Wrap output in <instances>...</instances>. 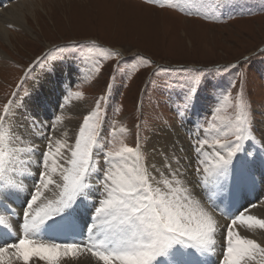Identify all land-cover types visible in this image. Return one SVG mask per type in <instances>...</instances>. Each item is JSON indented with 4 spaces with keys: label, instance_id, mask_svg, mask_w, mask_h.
Listing matches in <instances>:
<instances>
[{
    "label": "rangeland",
    "instance_id": "obj_1",
    "mask_svg": "<svg viewBox=\"0 0 264 264\" xmlns=\"http://www.w3.org/2000/svg\"><path fill=\"white\" fill-rule=\"evenodd\" d=\"M5 2L0 0V6L5 8ZM156 2L165 6L157 7L147 0H41L31 14L38 17L37 24L28 21L34 35L10 26L8 44L13 46L0 45V54L5 57L0 58V113L5 104L14 99V94V114L21 117L15 125L17 129L26 125L34 111H44L48 103H42L41 98L32 94L38 82L36 72L43 69L49 72L50 69H45L58 62L66 76L61 98L68 102H84L87 109L78 118L80 126L100 101L102 149L106 145L109 150L112 145L118 149L121 141L134 149L139 144L147 162L146 147L151 135L160 136L164 126L178 124L181 127L182 119L187 117V125H193V131L190 128L186 131L191 144L198 139L200 133L197 132H202L199 140L208 141L214 144L212 149L223 152L225 149H216L214 142L226 147L235 142L236 133L231 126L237 115L235 97L241 95L251 139H246L248 143L242 144L239 151L245 154V160L247 154L252 156L254 147L260 148L257 144L261 128H264V0H216L215 4L213 0H183L182 4H177V0ZM60 48L65 52L56 51ZM113 54L116 59L111 58ZM73 56L75 71L70 74L67 60H73ZM97 66L99 73L94 70ZM189 76L194 80L191 84L187 81ZM59 78L62 80V75ZM42 86L39 82L38 87ZM190 87L195 88L191 108L178 118L177 112L183 108L181 100ZM75 91L81 92L82 101L71 99L69 93ZM225 96L228 103H224ZM64 119L75 118L66 113ZM121 127L125 133L119 132ZM224 132L229 135L224 136ZM47 142H41L36 159ZM209 149L205 146L203 151L207 153ZM100 154L102 152L95 155L98 162L102 160ZM236 159L237 156L233 157V162H237ZM194 160V169L203 163L202 158ZM97 166L103 168L102 163ZM99 175L102 171L93 180ZM19 179L27 184L25 191L17 195L23 197L30 193V176ZM233 182L224 183L225 191L230 193ZM246 192L249 193L245 189L243 196ZM239 196L240 200H247ZM81 203L63 218L65 224L69 223L66 226L70 233L72 221L79 230V235L72 239L75 244L83 242V230L86 241L90 242L86 229L91 224L86 227V222L75 219L77 215L78 219L88 215L89 210L81 215ZM25 205L17 204L23 211ZM15 213L12 212V216L18 221L20 236L12 237L9 228L0 225V232L5 236L0 243L5 247L23 236L22 219ZM66 241L67 237L62 236L58 242L46 227L39 232L38 242L64 245ZM184 255L185 251L179 258ZM191 261L196 263L197 260L192 257Z\"/></svg>",
    "mask_w": 264,
    "mask_h": 264
},
{
    "label": "snow or ice",
    "instance_id": "obj_2",
    "mask_svg": "<svg viewBox=\"0 0 264 264\" xmlns=\"http://www.w3.org/2000/svg\"><path fill=\"white\" fill-rule=\"evenodd\" d=\"M147 2L161 8L165 6L157 4L156 0ZM182 3L183 0H177V4ZM167 6L172 7L171 4ZM56 51L64 53L65 49ZM111 58L116 59V56L113 54ZM94 70L99 73L100 67ZM69 95L75 101L84 99L80 91ZM194 96V87L184 93L181 100L183 108L177 112L178 118L187 114ZM15 99L14 94V99L9 100L0 113V199L18 194L21 187L18 177L34 174L36 183L22 215L23 236L16 243L0 248V257L11 248L20 264H30L33 259L45 264H59L61 260L77 261L88 255L97 264H160L161 258H167L170 264H182L179 257L184 251L195 250L202 255H211L215 251L217 234L221 229L205 193L209 188L222 187L242 141L251 139L246 127V105L241 95L235 97L237 115L235 124L231 126L235 129V142H230L227 147L214 142L216 149H225L214 153L216 162L209 160L203 151L206 145L211 148L212 143L197 139L192 146L195 159L203 156L204 161L211 165L210 169L201 163L194 169L198 177L196 187L188 182L178 163L175 167L171 161L161 167L148 164L139 144L134 149L124 146L121 141L118 149L115 145L111 150L107 145L102 149L99 100L95 110L84 117L71 144L66 142L68 133L57 127L63 123L62 117L54 119L48 128V142L37 158V171H29L30 161L40 146L26 141L16 132ZM67 103L68 100H64V104ZM224 103H228L227 96ZM211 127L208 125L209 129ZM119 132L125 133V129L121 127ZM53 133H60L64 139H54ZM223 135L228 136L229 133L224 132ZM97 152H102L99 162L95 159ZM99 163H102V169L97 166ZM101 171L102 175L94 181L93 177ZM50 187L59 193L55 207L48 203L33 212L34 206ZM93 188H98L102 195L95 198L92 224L86 229L90 242L84 245L38 242L39 232L48 221L65 218L78 203L92 199L90 193ZM225 218L230 222L223 229L227 245L223 264H250L252 261L264 264V248L233 230L237 226H246L250 233L257 229L264 232V220L243 214ZM61 220L57 219L56 224ZM6 223L0 216V225ZM257 257L261 259L257 261ZM0 264L4 262L0 260Z\"/></svg>",
    "mask_w": 264,
    "mask_h": 264
},
{
    "label": "bare ground",
    "instance_id": "obj_3",
    "mask_svg": "<svg viewBox=\"0 0 264 264\" xmlns=\"http://www.w3.org/2000/svg\"><path fill=\"white\" fill-rule=\"evenodd\" d=\"M40 1L41 0H6V7L3 8L0 6V45L6 44L9 47L13 46L11 43L8 44L10 36L8 28H10V26L20 28L21 31H24L27 35H34L30 29L31 27L29 26L28 21L32 20L35 24H37L38 17L31 16V14L34 6L37 3H40ZM146 13H148V11ZM0 58L5 57L0 54ZM67 62L69 73L72 74L75 71L73 66L74 64L72 63L73 60L70 58L67 60ZM51 65V68L45 69H50L49 72L44 71V69L36 72L35 78L38 79V82L34 85L32 91V94H35L37 98H41L42 103H48L44 108L45 110L41 111L40 109H37L31 114V116L28 117L27 121L25 120L26 125H20L18 127L19 129H17V127L15 126L16 132L19 131L18 133L23 136L26 141L35 143L39 146L41 142L47 141L46 137L49 134L48 128L53 124L54 119L58 117V114L63 119V123L61 125H58L59 128L63 132L68 133V139L66 142L69 144L73 143L81 123L78 118L87 111V109L84 108V102H68L67 104H64V99L61 98L60 94L62 85L65 86L66 84V76L63 75V68L61 64H59L58 62H54L53 64L51 63ZM59 75H62V80H60ZM39 82H42L43 84L41 88L38 87ZM66 113H70L75 119H64V115ZM14 115L16 125L17 121H19L21 117H18L17 113H15ZM185 123H187V121L184 122V125L181 127L178 124H175L173 126L161 127L160 136L151 135L146 147L148 153L147 163L155 164L157 167H161L167 161H171L174 167L178 163L179 167L183 170V174L187 177L188 182L193 187H196L197 180L194 178L197 176L194 173V167L192 165L193 161H195V157L192 154L193 148L187 138L188 135L186 136ZM52 135L54 139H64V137H62L60 133H53ZM259 139L260 142L257 145L260 146V148L255 146L253 149V155L247 156V160L243 163V165L246 168L250 169V171L252 172V174L250 175V180L253 179V185L250 190L255 194L250 195L246 201H243L241 199L240 203H242V205L232 204V206H230L231 197L229 195V192H227L228 190L225 191V186L209 188L207 191L208 193H205V199L207 200L210 208L213 210L214 218L217 220L218 226L221 229L220 233L217 234V244L215 245V251L211 255H202L195 250H187L185 251V255L182 258H179L182 261V264H193L194 262L192 263L191 261L192 257L197 260L195 262H199L201 264H221L223 262V254L227 246L225 236L223 234V229L230 222L225 217H235L237 213H240L241 210L243 212V215H252L255 218L264 220V200H262V197L264 195L263 127L261 128ZM43 150L44 149L42 147V151ZM216 152L220 151L210 148L207 152V154H212H208V157L209 160H211L213 163L216 162L214 155V153ZM161 153H164V155L161 156ZM236 161L238 160L236 159ZM37 162L38 161L36 159V156L34 155L30 161L31 169H33L34 171H37ZM53 179H58V177H53ZM35 182L36 176L33 174L30 176V182L28 184V187L30 189L29 194H23V197L17 196L18 194H13L10 195V198L7 197L3 200H0V216H2L4 220L7 221V223L4 225L9 228V231L12 233V237L20 236V233L18 231L19 226H17L18 221L15 217L12 216V212H16L15 215H19V218L22 217L23 210H19L17 204L27 203L31 192L34 190L33 185L35 184ZM20 184L21 187L19 192H21V190L25 191V188L27 187L26 182L24 180H20ZM260 184L262 185L260 186ZM255 187H257V190L255 189ZM97 189L98 188H94L91 190L90 195L92 199L79 205L80 209H82L81 215L86 214V210H89L87 217H83L82 219H78L80 218L79 215L75 217V219L77 220L86 222V227L92 224L90 215L92 213L93 206L96 203L95 198L99 195H102V193ZM244 190L245 189L243 188L241 191V196H243ZM254 196H256V198ZM58 198L59 193L55 189H52L50 187L49 191H46L41 197V200L38 201L36 206H34L33 212L39 210L40 207H44L48 203H52L55 207V200ZM253 203L257 204L254 207L250 208ZM72 212L73 214H75V211ZM229 214H231V216ZM49 224L53 225V222L49 221L43 227L50 229L58 242L62 239V236H65L67 237V244H72L73 236L79 235V230L77 229V227L73 226H71L72 232L70 233V230L67 229L69 223H64L65 226L67 225L66 228H63L60 224H55L52 227H49ZM65 230L66 232H64ZM233 230L234 232L239 233V235L244 238L253 239L262 248H264V232H260L257 229L250 233L247 230L246 226H237ZM81 237L83 239V242H80V244L77 245L85 244L84 230ZM0 239H5V236L2 232H0ZM0 246L5 247L2 243H0ZM260 259V257H257V261H259ZM0 260H2L4 264H20V261L16 259L15 252L13 250H9L7 253H5L3 257H0ZM160 262L162 264H170V261L167 258H161ZM30 264H45V262L33 259L30 261ZM59 264H97V262L92 260L90 255H88L84 256L82 260L77 261L61 260ZM250 264H256V261H252L250 262Z\"/></svg>",
    "mask_w": 264,
    "mask_h": 264
},
{
    "label": "trees",
    "instance_id": "obj_4",
    "mask_svg": "<svg viewBox=\"0 0 264 264\" xmlns=\"http://www.w3.org/2000/svg\"><path fill=\"white\" fill-rule=\"evenodd\" d=\"M187 81H188L189 84H191V83L194 81V80H193V77H190V76H189Z\"/></svg>",
    "mask_w": 264,
    "mask_h": 264
}]
</instances>
